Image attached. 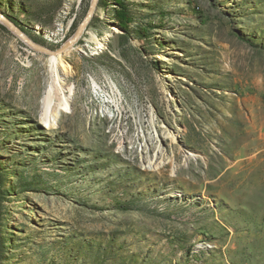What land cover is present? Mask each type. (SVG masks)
<instances>
[{
    "label": "rangeland",
    "instance_id": "1",
    "mask_svg": "<svg viewBox=\"0 0 264 264\" xmlns=\"http://www.w3.org/2000/svg\"><path fill=\"white\" fill-rule=\"evenodd\" d=\"M122 2L0 17V264H264V0Z\"/></svg>",
    "mask_w": 264,
    "mask_h": 264
},
{
    "label": "bare ground",
    "instance_id": "2",
    "mask_svg": "<svg viewBox=\"0 0 264 264\" xmlns=\"http://www.w3.org/2000/svg\"><path fill=\"white\" fill-rule=\"evenodd\" d=\"M108 36H105L103 39L96 38V42L98 43V46L100 47H106V41ZM50 62L52 64V68L58 70V66L62 65L64 66L66 63L64 61L63 56L61 53L58 54H52L50 56ZM54 74V73H53ZM95 82V81H94ZM64 78L60 76V74L57 72V74L53 75L51 84L49 85V88L47 90L46 96H45V105H44V113L42 119L48 127H52L54 125V122L52 121V113H51V107L53 104V101H57V111H67L71 109V97L68 94V89L66 88ZM113 84V89L118 91V86L116 83ZM70 91L72 92V88H70ZM119 95V97L122 95L120 91L116 93ZM115 100V97L113 98V101ZM116 101V100H115ZM155 119V116H153V120ZM157 134V133H156ZM175 139V137H174ZM190 155H193L190 153ZM165 162V161H164ZM166 163V162H165ZM149 166L154 167V165L150 164Z\"/></svg>",
    "mask_w": 264,
    "mask_h": 264
},
{
    "label": "water",
    "instance_id": "3",
    "mask_svg": "<svg viewBox=\"0 0 264 264\" xmlns=\"http://www.w3.org/2000/svg\"><path fill=\"white\" fill-rule=\"evenodd\" d=\"M97 4H98V0H92L91 7L88 11L87 16L83 20V22L80 24V26L78 27L74 35L58 50H52L49 48H44V47L39 46L38 44L32 42L29 38L24 36L22 32L14 24H12L8 19H6L1 13H0V17L3 18L8 24H10L21 36H23L32 46H34L38 50L45 51L50 54H58V53L64 52L65 50H67L69 47H71L73 44H75L79 40L83 31L87 28L88 23L90 22L94 14V11L97 7Z\"/></svg>",
    "mask_w": 264,
    "mask_h": 264
},
{
    "label": "trees",
    "instance_id": "4",
    "mask_svg": "<svg viewBox=\"0 0 264 264\" xmlns=\"http://www.w3.org/2000/svg\"><path fill=\"white\" fill-rule=\"evenodd\" d=\"M116 2L120 5V8L116 10L117 20L122 27H127L131 21V16L122 0H116Z\"/></svg>",
    "mask_w": 264,
    "mask_h": 264
}]
</instances>
